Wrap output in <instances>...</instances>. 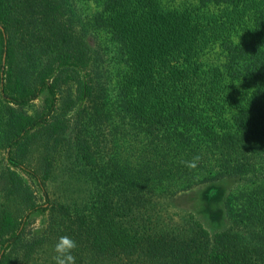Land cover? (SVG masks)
<instances>
[{
  "label": "trees",
  "instance_id": "16d2710c",
  "mask_svg": "<svg viewBox=\"0 0 264 264\" xmlns=\"http://www.w3.org/2000/svg\"><path fill=\"white\" fill-rule=\"evenodd\" d=\"M96 1L93 24L127 66L117 158L114 132L106 154L94 140L105 88L66 0H0V264L52 260L64 235L76 264H264V0ZM45 92V113L28 114ZM62 169L76 179L57 189ZM245 177L260 190L224 227L175 206ZM38 213L45 230L27 242Z\"/></svg>",
  "mask_w": 264,
  "mask_h": 264
},
{
  "label": "rangeland",
  "instance_id": "374dc122",
  "mask_svg": "<svg viewBox=\"0 0 264 264\" xmlns=\"http://www.w3.org/2000/svg\"><path fill=\"white\" fill-rule=\"evenodd\" d=\"M66 2L69 16L72 21H74L79 31L85 36L87 42L90 43L92 53L95 58H97V71L99 73L100 82L105 88L107 109L110 114L108 123L109 127L107 129L101 128L100 130H98V127L94 128L93 135L96 137L94 140L97 142L99 136L100 144H102L101 147L104 148L103 151L104 154H106L105 143L109 140L106 138V134L110 129L114 132L111 142L112 145H115V151H113V153L109 151V153L116 158V152L123 156L126 145L129 148V144L124 143L120 138L126 127L122 125L125 113L122 112L123 110L120 105L119 79L121 74H124L127 71L126 62H124V58L121 56L118 47L112 40L111 36L106 31L97 28L93 24L95 15L101 11L99 3L96 0H66ZM182 4L181 1L178 2V5L181 6ZM48 98L49 96L47 92H45L39 100L26 107L25 111L32 115L36 113H45L48 105ZM127 120L128 119H126V121ZM115 130L120 132V135L118 133L115 134ZM134 144L136 145L135 142ZM32 163L34 166L42 168V155L37 154ZM75 179L76 177L74 175L67 176L65 169H62L61 173L56 172V187L57 189L63 188V182L67 185ZM258 179L259 178H253L252 180L245 177L233 180L231 184L224 183L223 185H218V183H208L201 187L185 191L179 195L175 206L195 210L201 214L200 216L203 220L205 218V223L208 222L209 224L221 228L228 223L227 219L230 214H232V218H235L236 214L240 212L241 198H252L253 192L260 190L258 189V186L262 182L260 181L258 183ZM254 180L256 183H253ZM229 185L233 190L231 193L233 212L229 206V199L226 200V190L230 187ZM238 197H240V199H238ZM47 221L48 215L46 213L35 214L30 219L26 228V241H32V239L37 236L40 237L41 233L45 230ZM43 245L45 248L46 244L44 243ZM44 257L45 255H42L40 257L42 260H39L37 264H53V261L50 258Z\"/></svg>",
  "mask_w": 264,
  "mask_h": 264
},
{
  "label": "clouds",
  "instance_id": "9594fccd",
  "mask_svg": "<svg viewBox=\"0 0 264 264\" xmlns=\"http://www.w3.org/2000/svg\"><path fill=\"white\" fill-rule=\"evenodd\" d=\"M200 159L201 157L197 155L190 161H184V164L189 169H195ZM76 249L77 242L74 239L67 235L59 237L53 246V252L55 253L52 256L53 264H76V256L74 255Z\"/></svg>",
  "mask_w": 264,
  "mask_h": 264
}]
</instances>
